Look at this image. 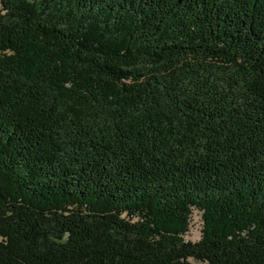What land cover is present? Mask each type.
<instances>
[{"label": "trees", "instance_id": "16d2710c", "mask_svg": "<svg viewBox=\"0 0 264 264\" xmlns=\"http://www.w3.org/2000/svg\"><path fill=\"white\" fill-rule=\"evenodd\" d=\"M190 259L264 264V0H0V264Z\"/></svg>", "mask_w": 264, "mask_h": 264}, {"label": "rangeland", "instance_id": "374dc122", "mask_svg": "<svg viewBox=\"0 0 264 264\" xmlns=\"http://www.w3.org/2000/svg\"><path fill=\"white\" fill-rule=\"evenodd\" d=\"M201 225H202V223H201L200 214L198 212L194 211L192 216H191L189 230H188V232L185 235V240H190L192 242L198 240L199 237H200ZM190 261L193 264H198L193 259H190Z\"/></svg>", "mask_w": 264, "mask_h": 264}]
</instances>
